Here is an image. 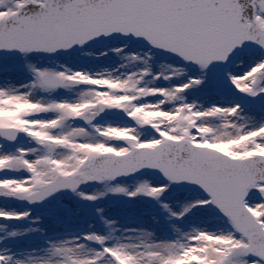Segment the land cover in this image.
I'll list each match as a JSON object with an SVG mask.
<instances>
[{"label": "snow or ice", "instance_id": "6c2138e0", "mask_svg": "<svg viewBox=\"0 0 264 264\" xmlns=\"http://www.w3.org/2000/svg\"><path fill=\"white\" fill-rule=\"evenodd\" d=\"M0 197V264H264V0H0Z\"/></svg>", "mask_w": 264, "mask_h": 264}, {"label": "rangeland", "instance_id": "374dc122", "mask_svg": "<svg viewBox=\"0 0 264 264\" xmlns=\"http://www.w3.org/2000/svg\"><path fill=\"white\" fill-rule=\"evenodd\" d=\"M159 58H162V57L159 55L158 59ZM95 63H103V61H96ZM124 203H125L124 201H121L120 202V206H123ZM0 208H4V209H8V210L15 209V210H18V211H23V210L26 209L25 207L21 206V204L18 203V202L4 201V200H2V197H0ZM33 214L35 215L34 212H33ZM131 219H135V216H133L131 213L128 216L125 217V220H131ZM0 226H6V227H3L2 229H0V236H2L7 231H12L14 229H21V230L25 229V228L29 227V223L26 222V221H20V222H17V221H0ZM39 238H40L39 234L32 235V236L26 235L24 237L23 241H16V240L8 239V240L0 243V246H3L4 244H7L9 246H12V245L20 246V245H22L23 243H25L27 241L37 240Z\"/></svg>", "mask_w": 264, "mask_h": 264}]
</instances>
